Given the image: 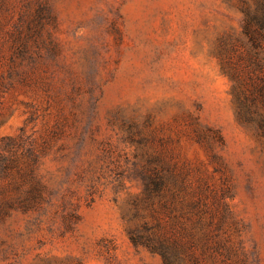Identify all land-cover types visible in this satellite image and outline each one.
Instances as JSON below:
<instances>
[{"label": "rangeland", "instance_id": "1", "mask_svg": "<svg viewBox=\"0 0 264 264\" xmlns=\"http://www.w3.org/2000/svg\"><path fill=\"white\" fill-rule=\"evenodd\" d=\"M243 1L0 0V139H34L45 184L42 201L0 213V264H163L125 218L149 163L230 188L264 264V140L239 119L221 55L248 47ZM20 30L36 59L11 79Z\"/></svg>", "mask_w": 264, "mask_h": 264}, {"label": "trees", "instance_id": "2", "mask_svg": "<svg viewBox=\"0 0 264 264\" xmlns=\"http://www.w3.org/2000/svg\"><path fill=\"white\" fill-rule=\"evenodd\" d=\"M41 5L43 13L50 11L47 2ZM242 9L248 47H222V65L233 81L239 119L255 125L264 140V0H244ZM31 26L30 22L28 30ZM19 34L11 56V79H26L24 63L36 59L33 35L23 30ZM6 79L0 76V87ZM28 138L24 132L0 139V213L16 204L43 200L45 184L37 176L36 142ZM142 167L144 191L133 199V212L125 215L136 246L159 253L163 264H254L227 201L230 188L196 185L183 173L178 176L177 166L149 163ZM143 207L150 209L154 222L141 214ZM139 216L143 221L133 223Z\"/></svg>", "mask_w": 264, "mask_h": 264}]
</instances>
